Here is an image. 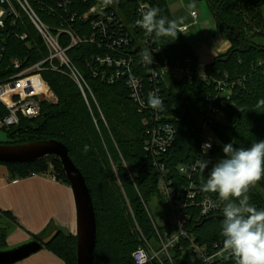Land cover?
Returning a JSON list of instances; mask_svg holds the SVG:
<instances>
[{
  "label": "trees",
  "instance_id": "1",
  "mask_svg": "<svg viewBox=\"0 0 264 264\" xmlns=\"http://www.w3.org/2000/svg\"><path fill=\"white\" fill-rule=\"evenodd\" d=\"M101 1L32 0L34 10L53 34L64 25L72 28L81 40L71 45L69 36L61 34L62 45L70 47L67 54L87 86L83 91L68 68L58 72L43 71L45 82L58 98L57 104L44 103L40 117L23 119L20 126L4 130L9 138L5 144L55 140L67 147L73 164L85 177L93 201L97 221L94 261L97 264H135L132 255L144 246L145 240L155 241V248L159 249L147 203L153 197L161 199L159 181L162 174L157 163L171 172L176 187H188L193 183L199 195H209L220 205L209 216L194 214L186 229L201 245L223 241L220 225L225 202L217 193L202 191L201 186L207 179L211 163L223 158L225 144L248 147L256 140H264V113L251 110L264 98V67L260 65L264 60V17L261 13L264 0H201L206 1L216 30L230 44L227 52L205 66L209 80L198 75V57L178 29L176 39L155 33L147 35L137 25L141 4L149 9L157 8L160 16L173 20L166 0H110L106 4ZM97 5L104 9L80 22L79 16ZM97 21L105 22L108 28L105 35L94 27ZM24 33L29 35L30 47L20 38ZM120 35L127 40L121 48H114L113 43ZM159 46L171 62L192 67L194 76L190 80H179L166 75L152 83L138 56ZM47 53L40 33L24 14L21 20H15L14 26L8 20L5 27H0L2 68L15 58L28 57L29 63H37L47 58ZM108 55L115 59H131V74L98 60ZM132 77L141 78L143 82L145 106L131 95L128 81ZM217 82L228 84L225 88L230 93L212 101L224 114L225 122L215 120L210 124L215 142L206 154L201 147L204 109L209 98L213 100L218 95ZM150 90L162 99V110H154L148 104ZM157 117L162 120L157 121ZM161 122L175 128V141L167 152L156 156L154 148L148 145L149 131ZM206 160L211 161L209 168L199 166L194 179L179 174V166L192 162L201 164ZM3 165L14 179L48 172L53 165L57 179L70 185L61 161L55 156L34 163ZM247 196L252 205L264 209V177L249 188ZM3 217L14 220L12 214L4 211ZM7 232L0 224V250L8 247ZM49 232L46 230L33 239L39 240ZM44 248L66 264H78L74 235L67 238L60 234ZM171 254L177 264H189L179 246ZM163 261L170 264L167 259ZM151 264L161 263L154 260ZM223 264H236V258L233 256Z\"/></svg>",
  "mask_w": 264,
  "mask_h": 264
},
{
  "label": "built area",
  "instance_id": "2",
  "mask_svg": "<svg viewBox=\"0 0 264 264\" xmlns=\"http://www.w3.org/2000/svg\"><path fill=\"white\" fill-rule=\"evenodd\" d=\"M104 7L97 5L87 13L79 16L80 22H85L90 14L97 13L103 10ZM144 4L138 7V13L141 15L142 10H147ZM31 21L35 28L40 33L45 47L47 48V58L37 63H29L28 57L12 59L8 66L2 68L3 56L0 54V128L3 130H9L21 125L23 119H36L40 117L42 112V105L44 103L57 104L58 98L50 88L49 84L45 82L43 78V71L47 69L54 70L56 72L61 69L68 68L71 77L79 84L82 80V76L73 66L70 58L67 55V51L70 48H65L62 45L61 34H66L71 39V45L77 44L81 41L76 37L72 28H66L64 25L57 29V33L53 34L46 23L40 18L32 6V0H0V27H5L7 21H10V25L14 26L15 20H21L23 14ZM192 18L195 22L198 20V13L191 12ZM74 20V17L71 19ZM94 27L101 30V34H106L107 26L104 21H97ZM179 32H185L188 28H177ZM120 32V31H118ZM20 38L24 40L28 47H30L29 35L24 33L20 35ZM127 37H120L114 41V48H121ZM150 50H153V62L148 64L144 61L143 57ZM139 63L146 67L148 76L151 78V82L162 76H171L172 78L182 80L184 78L191 79L194 76V70L189 66H182L168 60L165 57L162 47H152L140 54ZM101 63H106L109 66H115L118 70L125 71L129 74L132 72L131 59H115L109 55L105 59H98ZM260 65L264 67V60L260 62ZM149 66V68H148ZM198 75L209 80L206 75L204 67L199 66ZM119 76V73H118ZM113 78V77H112ZM111 78V80H113ZM128 85L131 88L132 97L141 106H145V96L143 92V82L141 78L132 77L128 81ZM228 84L217 82V91L213 100L209 98L204 109L205 119L203 121V139L202 144L211 140L212 147L214 146L215 137L211 136V123L216 120V117L221 111L215 107L212 101L217 100L219 96H227L229 90H227ZM154 91H149V95L154 94ZM157 121L160 122L162 118L157 117ZM163 122V121H162ZM154 126L150 131V139L148 145L154 148L155 155H161L168 151L171 145L175 141V128L170 124L162 123ZM201 144V145H202ZM210 149V150H211ZM203 151V150H202ZM206 152V151H203ZM156 165V164H155ZM200 164L198 162H192L178 167L179 174L187 179H194L198 171ZM157 168L160 172L161 178L159 181V193L165 201L166 217L161 219L160 225L167 227V229L161 230L156 228L157 236L159 238L158 245L159 250L152 245L154 250L148 245L139 247L134 253L133 258L135 264H151L154 259L159 260V255L166 256L165 259L170 264H177L173 259L171 251L176 247H180L182 253L188 248L191 249V254L196 262L200 264H223L225 260L230 259L233 255L225 251L223 241L215 242L212 245H201L197 242L193 233L189 232L187 228L188 222L193 218L194 214L201 217L209 216L213 214L219 208V204L213 200L209 195H199L198 189L191 183L188 187H176L165 166L161 163H157ZM52 171V170H51ZM54 177H56L54 175ZM211 200L216 207L208 208L205 211V201ZM153 223H156L153 220ZM157 224V223H156ZM155 225V224H154ZM158 225V224H157ZM159 226V225H158ZM161 264H164L163 260H159Z\"/></svg>",
  "mask_w": 264,
  "mask_h": 264
},
{
  "label": "clouds",
  "instance_id": "3",
  "mask_svg": "<svg viewBox=\"0 0 264 264\" xmlns=\"http://www.w3.org/2000/svg\"><path fill=\"white\" fill-rule=\"evenodd\" d=\"M137 25L147 35L178 37L176 22L159 15L157 8L142 10ZM148 64L153 62V50L143 57ZM154 110H162L164 104L157 94L148 98ZM264 113V98L251 109ZM207 152L212 147L211 140L202 144ZM224 156L215 163L206 160L201 168H209L207 179L201 188L204 192L217 193L224 201L223 220L220 235L225 251L236 258V264H264V209H258L249 202V188L264 177V140H256L248 147H236L233 143L223 146ZM205 203V211L216 207L211 201Z\"/></svg>",
  "mask_w": 264,
  "mask_h": 264
},
{
  "label": "crops",
  "instance_id": "4",
  "mask_svg": "<svg viewBox=\"0 0 264 264\" xmlns=\"http://www.w3.org/2000/svg\"><path fill=\"white\" fill-rule=\"evenodd\" d=\"M188 10L191 21L196 24L200 16L195 22L191 12L196 11L190 7ZM196 25L203 36L201 35L202 41L194 51L199 66L205 68L213 63L218 55L227 52L230 44L219 35L212 20L201 24L197 22ZM184 27L188 28L185 32L190 29L189 25ZM198 38L196 37V40ZM3 211L14 216L10 224L15 227V231L10 236H15L20 241H30L34 236L58 227L67 228L71 235L77 233V213L72 188L69 184L57 180L50 171L14 179L8 168L0 164V218L3 217ZM1 220L4 221L5 218L0 219V223ZM32 256L34 258L31 259V264H65L45 248Z\"/></svg>",
  "mask_w": 264,
  "mask_h": 264
},
{
  "label": "water",
  "instance_id": "5",
  "mask_svg": "<svg viewBox=\"0 0 264 264\" xmlns=\"http://www.w3.org/2000/svg\"><path fill=\"white\" fill-rule=\"evenodd\" d=\"M49 156L57 157L65 170L75 199L77 213V260L78 264H97L95 246L97 242V221L93 201L87 187L85 177L73 164L67 147L61 142L50 140L27 144H0V163H34ZM70 238L72 235L65 227H58L45 237L35 240L32 238L26 244L9 250H0V264H14L23 261L40 252L51 244L58 235Z\"/></svg>",
  "mask_w": 264,
  "mask_h": 264
},
{
  "label": "rangeland",
  "instance_id": "6",
  "mask_svg": "<svg viewBox=\"0 0 264 264\" xmlns=\"http://www.w3.org/2000/svg\"><path fill=\"white\" fill-rule=\"evenodd\" d=\"M109 1L110 0H103L101 2L103 4H106ZM166 3L168 5L167 7H169V9H170L173 20L176 22L177 28H183L185 25H189L190 29L187 32H182V36L187 41V43L191 45V47L193 46V48H196L198 46V43H200L202 41V36H203L200 33V31H198V29H197V25H196L197 22L201 24L204 21L212 20L210 9H209L208 5H206L207 4L206 1H201V0H166ZM189 7L192 10H195L196 12H198V14L200 16L199 21H197L196 24H193V22L190 19V14H189L190 10H188ZM261 13L263 15L262 17H264V6L261 8ZM220 36H222V35H220ZM196 37H199V38L196 40ZM222 38H223V36H222ZM80 83H81L80 87L84 91V87H86L87 85L84 82V80H80ZM223 115L224 114L222 112L219 113L216 117V120L220 121V122H225V118ZM211 136L214 138L213 133H211ZM8 141H9L8 134L6 133V131H4L3 129L0 128V144H5ZM52 166L53 165H50L49 171L54 176L53 171L55 168ZM147 203H148V212L150 214L149 217H151L152 220H154L159 225L158 226L156 223H154L155 226L157 227V229L159 227L161 228V230L167 229V227L160 225L161 219H164L166 217V215H165L166 206H165V201H164L163 197L161 196V199L158 197H153ZM4 218H5V220L4 221L1 220L0 224H2V227L7 228V231H8L7 235L8 236H6V237H7V239L9 237V239L6 243L8 245V247L4 250L14 249V248H17L23 244L28 243L29 240L20 241L15 236L14 237L10 236L11 233L15 231V227L10 224L11 219L9 220V218H7V217H4ZM74 236H76V234H74ZM156 236H157V232H156ZM142 239H144V236H142ZM157 240L159 241L158 236H157ZM30 241H31V239H30ZM146 243H148V245H150V247L153 250H154V248L152 247V245L154 247H156L154 245V244H156L155 241L151 242V241L145 240L144 244H146ZM156 250H159V249H156ZM191 256H192L191 249L188 248V250H186L183 253V258L186 259L189 264H200V262L194 261L193 257H191ZM165 257L166 256H164V255H159V258L161 260L165 259ZM33 258H34V256H31L30 258H27L25 261H20V263L17 262L14 264H31V262H32L31 259H33ZM154 260H157V259H154ZM62 262H63V260H62Z\"/></svg>",
  "mask_w": 264,
  "mask_h": 264
}]
</instances>
